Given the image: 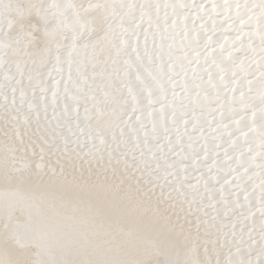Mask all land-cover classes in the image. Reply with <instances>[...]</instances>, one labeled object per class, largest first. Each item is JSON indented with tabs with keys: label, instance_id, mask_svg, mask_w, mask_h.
Returning <instances> with one entry per match:
<instances>
[{
	"label": "snow or ice",
	"instance_id": "obj_1",
	"mask_svg": "<svg viewBox=\"0 0 264 264\" xmlns=\"http://www.w3.org/2000/svg\"><path fill=\"white\" fill-rule=\"evenodd\" d=\"M0 264H264V0H0Z\"/></svg>",
	"mask_w": 264,
	"mask_h": 264
},
{
	"label": "bare ground",
	"instance_id": "obj_2",
	"mask_svg": "<svg viewBox=\"0 0 264 264\" xmlns=\"http://www.w3.org/2000/svg\"><path fill=\"white\" fill-rule=\"evenodd\" d=\"M17 2H22V0H17ZM2 193H0V199H2Z\"/></svg>",
	"mask_w": 264,
	"mask_h": 264
}]
</instances>
